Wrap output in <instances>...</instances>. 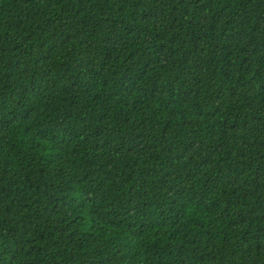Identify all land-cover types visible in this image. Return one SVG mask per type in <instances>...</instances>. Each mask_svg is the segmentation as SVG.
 Masks as SVG:
<instances>
[{"label":"trees","instance_id":"trees-1","mask_svg":"<svg viewBox=\"0 0 264 264\" xmlns=\"http://www.w3.org/2000/svg\"><path fill=\"white\" fill-rule=\"evenodd\" d=\"M0 264H264V0H0Z\"/></svg>","mask_w":264,"mask_h":264}]
</instances>
